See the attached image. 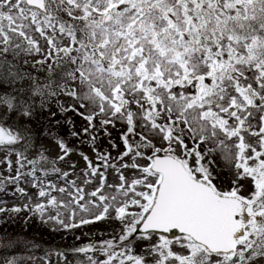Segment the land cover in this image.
<instances>
[{"label": "snow or ice", "instance_id": "obj_1", "mask_svg": "<svg viewBox=\"0 0 264 264\" xmlns=\"http://www.w3.org/2000/svg\"><path fill=\"white\" fill-rule=\"evenodd\" d=\"M0 215L77 264H264V0H0Z\"/></svg>", "mask_w": 264, "mask_h": 264}, {"label": "rangeland", "instance_id": "obj_2", "mask_svg": "<svg viewBox=\"0 0 264 264\" xmlns=\"http://www.w3.org/2000/svg\"><path fill=\"white\" fill-rule=\"evenodd\" d=\"M37 58H39V57H37ZM46 139L47 140H43V143H45L47 146H49L50 158L54 159L57 152H58V149L55 147L54 142L50 138H46ZM70 140H72V139H70ZM72 142L74 144H78V141L72 140ZM104 143L106 144V140L104 141ZM83 150L87 151L89 153V155H91V152L87 148V146H85ZM113 155H115V153H113ZM73 159L76 160L81 166H83V162L79 160L78 155H74ZM5 217H7V216L0 215V237H3L5 235H11L13 237L26 235L30 239L29 235L22 232V230L24 228L23 225L17 227L16 233L8 234V232L6 231L4 226H2V220L5 219ZM11 219H15V217H12ZM39 227L41 228V230L44 227L47 232H53L51 226H49V225H42L41 224ZM85 231H87L89 234H88V236L82 237L83 243H87L90 238L99 240L100 239L99 233L100 232L108 233L111 231V228L109 227V225L101 223L98 227H96L94 229H86ZM93 232L97 233V235L93 236L92 235ZM34 234H35V232H34ZM76 235H81V234H80V232H77ZM105 238H107V236ZM60 239L62 242L65 243V245L67 247V249H66L67 253L66 254H62V253H60V251H51L49 254H46V257H40L38 255L29 256V252L31 250H26L23 245L20 246L19 253H17V254H15L16 249H4V248L0 247V264H4L5 259L11 258L13 256L20 258L22 260V264H66V262H67V264H77L78 261L85 259L83 255H77L76 253L72 252L70 249V245H72L73 243H80L79 241H74L73 237L71 235H69L68 233H65V232H63V234H61ZM37 241L39 244L47 245V243H45L44 239H42L41 237H39ZM39 244L37 245L38 247H39ZM96 258L97 259H103L104 257L102 255H99Z\"/></svg>", "mask_w": 264, "mask_h": 264}, {"label": "trees", "instance_id": "obj_3", "mask_svg": "<svg viewBox=\"0 0 264 264\" xmlns=\"http://www.w3.org/2000/svg\"><path fill=\"white\" fill-rule=\"evenodd\" d=\"M12 220H10L11 222ZM9 222V220H8ZM24 225V221L22 218H18L17 220H13V224H9V225H13V228L15 229L18 225ZM32 228H36L37 230H32ZM26 232L27 233H32V237H33V241L35 242L36 241V238L38 237H41L42 239L44 238L45 242L47 243V245H49L50 247H57V246H61V244L58 242L57 238L55 240H53L51 237L53 235V232H47L46 230H38L37 228V224L36 223H33V222H30L28 224H26ZM24 229V230H25ZM23 230V231H24ZM35 232V234H34ZM37 233V234H36ZM39 233L41 235H43L44 237L40 236ZM62 233V232H61ZM46 236V238H45Z\"/></svg>", "mask_w": 264, "mask_h": 264}]
</instances>
